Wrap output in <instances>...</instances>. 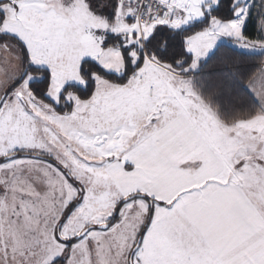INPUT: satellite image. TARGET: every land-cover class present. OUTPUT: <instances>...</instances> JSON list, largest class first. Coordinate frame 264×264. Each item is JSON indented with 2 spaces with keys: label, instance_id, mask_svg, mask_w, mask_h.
I'll return each instance as SVG.
<instances>
[{
  "label": "snow or ice",
  "instance_id": "obj_1",
  "mask_svg": "<svg viewBox=\"0 0 264 264\" xmlns=\"http://www.w3.org/2000/svg\"><path fill=\"white\" fill-rule=\"evenodd\" d=\"M0 264H264V0H0Z\"/></svg>",
  "mask_w": 264,
  "mask_h": 264
},
{
  "label": "trees",
  "instance_id": "obj_2",
  "mask_svg": "<svg viewBox=\"0 0 264 264\" xmlns=\"http://www.w3.org/2000/svg\"><path fill=\"white\" fill-rule=\"evenodd\" d=\"M225 3H227V0H225ZM246 34L250 38H256L257 37L256 21H250L249 22L247 30H246ZM222 55H232V50L230 49V47L221 48V51L218 54V56H222ZM260 62H261L260 59H251V60L245 59V60H243L242 63H240L239 65H235V66H224V65L214 64V67L210 68L209 71L225 72V71L234 70L236 67H238L241 71L247 73L248 75H252L258 71V68L256 66L259 65ZM237 103L240 106H244V104H246V100L241 99V100L237 101Z\"/></svg>",
  "mask_w": 264,
  "mask_h": 264
},
{
  "label": "crops",
  "instance_id": "obj_3",
  "mask_svg": "<svg viewBox=\"0 0 264 264\" xmlns=\"http://www.w3.org/2000/svg\"><path fill=\"white\" fill-rule=\"evenodd\" d=\"M237 51H238V49H237Z\"/></svg>",
  "mask_w": 264,
  "mask_h": 264
}]
</instances>
